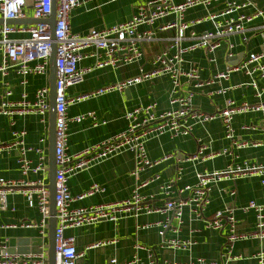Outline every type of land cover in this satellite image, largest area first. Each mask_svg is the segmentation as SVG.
<instances>
[{
	"label": "crops",
	"instance_id": "0c3cea01",
	"mask_svg": "<svg viewBox=\"0 0 264 264\" xmlns=\"http://www.w3.org/2000/svg\"><path fill=\"white\" fill-rule=\"evenodd\" d=\"M148 1L150 0H80V5L70 14L71 30L74 33L86 34L92 29H102L126 21L137 12L139 6ZM171 1L179 4L186 0ZM237 1L245 2V0ZM223 7V4L216 3L210 7V11L216 12ZM257 9H261L263 14L246 24L245 34L235 33L228 36L213 53H209L204 48H198L184 54L185 62L182 64V69L188 71L192 67H197L200 71L202 85L199 87L195 86L196 80L181 76L182 90H192L195 93L193 103L196 109L213 112L223 108L227 99H233L237 103L259 101L254 88L248 84L251 80L250 76L243 71H233L227 79L216 77L217 73L228 66L245 60L250 53L264 49V28L262 27L264 0H251V4L242 11L251 15ZM207 13L208 9L203 6L190 8L185 12V21L203 18ZM0 17H2L1 14ZM35 19L33 7L29 5L24 9V16L20 17V22L15 25L20 27L32 25L35 24ZM175 20H177L176 14L171 13L155 23V39L142 43L144 56L141 59L119 67L95 68L86 74L83 83L70 86L66 90L67 96L70 99L77 98L107 86L122 83L138 76L141 70L148 72L153 70V58L158 53L166 49L174 52L177 49L171 40L177 33V27L164 28ZM145 28L143 26L141 30ZM192 29L196 33H202L213 30L214 23L211 20H204L194 25ZM26 35V33H14L10 36L22 38ZM244 36L248 37L247 41L243 40ZM194 41V39H185L182 41V46H188ZM230 44H233L232 48L229 47ZM92 51V49L86 51L79 62V67L94 66L96 58L92 55ZM230 52L233 56L229 58ZM47 80L46 76L33 75L28 78L26 85H22L15 68H10L8 74L0 71V105L6 101L9 103L21 101L23 92L27 93V100L33 101L36 90ZM258 83L264 87V79L258 78ZM127 88L130 91H126ZM6 89L12 91L10 96L5 94ZM222 90L225 91L222 92ZM171 95L172 80L168 74H165L122 89L114 88L80 101L70 102L67 110L68 117L71 119L68 153L80 152L123 131L128 123L126 113L135 107L156 102L159 111L168 109ZM13 106L10 104L7 108L10 109ZM91 112L94 113L93 116L88 115ZM80 115H86V117L81 121H75V117ZM262 120L263 113L258 111L236 114L233 120L236 138L245 141L263 140V131L259 127L253 128ZM12 121H15V124L12 125ZM13 130L25 131L22 139L25 147L34 148L27 153V157L33 164L38 162L39 157L35 149L40 146L45 147L48 143L46 153L49 163V116L44 120L40 114L18 113L16 110L12 114H5L0 106V141L4 144L0 148V178L14 180L20 184L17 189L8 193L9 208L2 210L0 207V246L6 243L7 250L10 241L43 237L40 227L42 213L37 202L30 205L24 192L26 187L23 185L25 182L37 180L41 173L32 171L28 175L22 173L19 162L22 145L14 143L16 138ZM202 145L206 146L205 154L217 153L225 148H230L233 153L219 154L205 160L178 161V156L197 153ZM147 150L149 158L153 160L168 154L174 156L159 165L148 167L138 176L132 175L135 157L131 151L111 155L81 169L73 173L69 179L70 191L73 195L86 193L94 184H98L103 190L74 201L72 206L89 207L122 202L131 196L136 183H145L142 193L149 196L148 202L151 206L159 208L168 198L160 186L178 175L179 167L182 168L181 178L173 185L174 191L187 184H195L199 172L224 170L228 166L245 163L264 165V146L237 149L226 137L224 125L219 119L196 123L188 136L171 137L168 133L152 135L147 141ZM156 175H159L158 179H154ZM263 179L264 175L245 174L235 180L228 179L215 183L204 217L197 219L186 210L183 223L175 225L166 232L165 239L168 242L160 235V228L157 225V222L164 218L161 213L153 211L135 214L133 209L118 212L116 221L101 219L92 225L69 227L65 233L76 239V248L81 253L78 264H110V260L114 258L119 263H125L133 258L136 244L144 246L138 254L145 263L149 261L147 249H151L153 258L158 263L167 261L185 264L204 258L208 261H216L218 264H256L254 254L259 249H264V238L250 235L256 230V213L254 209L246 211L243 207L251 200L264 203ZM233 190L236 194H232ZM171 195H177V193ZM227 206L234 209L236 231L249 234L233 243L229 255H227L226 247L229 227L225 225L223 228L215 229L207 224L218 210H223ZM189 240L193 244L187 248L170 243ZM44 245L47 246L46 238H44Z\"/></svg>",
	"mask_w": 264,
	"mask_h": 264
},
{
	"label": "built area",
	"instance_id": "2783aa9c",
	"mask_svg": "<svg viewBox=\"0 0 264 264\" xmlns=\"http://www.w3.org/2000/svg\"><path fill=\"white\" fill-rule=\"evenodd\" d=\"M216 3H221L224 7L219 11L211 12L210 7ZM53 4L56 5L57 11L55 25L57 42L56 264H78L81 256V253L76 248L75 237L65 233L69 227L92 225L101 219L116 221L118 212L123 210L133 209L135 214L155 211L164 216L163 220L157 222V225L160 228V235L165 239L167 231L171 230L175 225L183 223V216L186 210L197 219L204 217L206 207L210 203V193L215 183L228 179L235 180L245 174L264 175V165L245 163L244 165L228 166L224 170L199 172L197 173L198 180L195 184H187L174 191L173 185L181 178L182 168L179 167L178 175L160 186L168 197L162 207L154 208L149 204V196L141 191L145 183H136L131 196L125 201L89 207H73L72 203L74 201L83 199L86 195H91L96 191L103 190L98 184H94L86 193L73 195L70 191L69 179L73 173L81 169L123 151H131L134 154L135 168L132 171V175L135 176H138L140 172L148 167L159 165L171 159L174 155H164L160 159L155 160L149 158L147 141L152 135L168 133L171 137L188 136L192 133L196 123L219 119L224 125L226 137L231 140V144L237 149H243L248 146H264V139L261 141H245L236 138L233 126L236 114L258 111L263 113V120L258 126L253 128L259 127L264 133V87H261L258 83V78L264 79V49L260 52L250 53L245 60L228 66L216 75L217 78L227 79L231 72L243 71L251 78L248 84L254 88L255 95L259 99L258 102L244 101L237 103L233 99H227L225 106L219 110L213 112L200 111L196 109L193 103L195 93L192 90L183 91L181 82V76H185L189 80H196V87L202 85L200 71L197 67H192L188 71L182 69V64L185 62V53L198 48H204L209 53H213L228 36L235 33L245 34L247 31L246 24L250 23L255 17L262 15L263 11L257 9L251 15L244 13L242 9L250 5L251 0H245L243 3H239L237 0H186L179 4L171 0H150L139 6L137 12L130 19L102 29H92L86 34L74 33L71 30L70 14L73 9L80 5V0H0V14L5 20L20 18L24 16V9L31 5L34 17L46 20L52 15ZM196 6H203L208 9L207 15L203 18L185 21V12ZM171 13L176 14L177 20L168 23L164 28L177 27L176 35L171 38L173 45L177 49L174 52L166 49L158 53L153 58V70L150 72L141 70L138 76L77 98L70 99L67 96L66 90L70 86L83 83L89 71L95 68L119 67L141 59L144 56L142 43L155 39V23ZM204 20H211L214 23V29L206 30L202 33L193 31L192 27ZM143 26L146 28L141 30ZM262 27L264 28V24ZM188 31H190L189 34ZM14 33H26L27 35L22 38H12L10 35ZM185 39H194L195 41L188 46H182V41ZM247 39L248 37H243L244 41H247ZM51 44V27L47 22L24 27L15 24H0V71L3 74H8L10 68H15L21 78L22 85H26L28 78L33 75H43L48 78ZM229 47L232 48L233 44H230ZM88 49L93 50L92 55L96 58L95 64L93 67H79V62ZM232 56L233 53L230 52L228 57ZM165 74H168L172 80V95L168 109L159 111L156 102L135 107L126 113L128 123L123 131L80 152L68 153L69 124L71 119L68 117L67 110L70 102L80 101L114 88L122 89ZM49 91L50 86L47 80L44 85L36 90L33 101L27 100V93L23 92L21 101L13 103L3 102L0 105L1 111L5 114H12L15 110L18 113L32 112L40 114L42 119L45 120L50 110ZM5 94L10 96L12 91L6 89ZM10 104L14 106L8 109L7 107ZM88 115L93 116L94 113L91 112ZM85 117L86 115H80L75 117L74 120L81 121ZM13 124H15V121H12ZM244 127L249 128L248 126ZM24 134V130H13V135L16 138L14 143L22 145L19 158L21 171L24 175H28L31 171L38 174L41 173L37 180L23 183L26 187L24 192L30 205H34L37 202L40 208L42 213L40 222L41 233L47 239L50 218V190L47 187L49 166L46 153L48 143L45 147L40 146L35 149L39 157L38 162L33 164L27 157V153L34 150V148L25 147L22 139ZM2 145L4 144L0 141V148ZM205 149L206 146L202 145L197 153L178 156L177 159L180 162L205 160L219 154L233 153L230 148H225L217 153L205 154ZM158 178L159 175H156L154 179ZM19 186L20 184L17 181L0 178V207L2 210L9 208L8 193ZM172 193H177V195H171ZM232 194H236V191L233 190ZM243 209L246 211L254 209L256 213V230L250 235L264 238V203H257L255 200H251ZM207 224L215 229L223 228L225 225L229 227L226 241L227 255L231 253L233 243L236 240L249 235L236 231L234 209L229 206L223 210H218L214 217L207 221ZM170 243L183 248L190 247L193 244L190 240L172 241ZM41 248L42 252L39 254L22 255L9 253L6 246H0V264H48L47 246L43 244ZM142 248L144 246L136 244L135 253L131 260L119 263L114 258L110 260V264H178L167 261L158 263L153 258L151 249H147L149 251V261L145 263L138 254ZM254 258L256 259V264H264V249H259L254 254ZM185 264H218V262L198 258L196 261H190Z\"/></svg>",
	"mask_w": 264,
	"mask_h": 264
},
{
	"label": "water",
	"instance_id": "95a60500",
	"mask_svg": "<svg viewBox=\"0 0 264 264\" xmlns=\"http://www.w3.org/2000/svg\"><path fill=\"white\" fill-rule=\"evenodd\" d=\"M56 5L53 4L52 15L48 19H35L34 23L47 22L51 27V56H50V68H49V130H48V141H49V182L47 187L50 190V218L48 225V236H47V248H48V264L57 263L56 254V228H57V207H56V97H57V42L55 35L56 25ZM20 22V18L5 20L0 17V24H17ZM126 91H130L129 88ZM44 244L43 237H35L32 239H21L18 241H10L8 244L9 253L19 254H39L42 252L41 246ZM6 246V243H3Z\"/></svg>",
	"mask_w": 264,
	"mask_h": 264
},
{
	"label": "rangeland",
	"instance_id": "374dc122",
	"mask_svg": "<svg viewBox=\"0 0 264 264\" xmlns=\"http://www.w3.org/2000/svg\"><path fill=\"white\" fill-rule=\"evenodd\" d=\"M48 116H49V112H48L47 118H48ZM48 154H49V151H48ZM48 180H49V171H48Z\"/></svg>",
	"mask_w": 264,
	"mask_h": 264
}]
</instances>
